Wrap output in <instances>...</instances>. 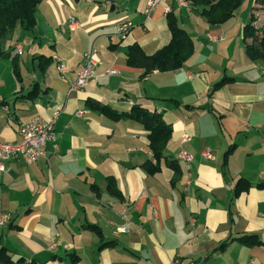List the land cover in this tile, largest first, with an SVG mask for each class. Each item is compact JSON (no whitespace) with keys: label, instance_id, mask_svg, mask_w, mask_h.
Instances as JSON below:
<instances>
[{"label":"crops","instance_id":"1","mask_svg":"<svg viewBox=\"0 0 264 264\" xmlns=\"http://www.w3.org/2000/svg\"><path fill=\"white\" fill-rule=\"evenodd\" d=\"M147 3L43 0L35 28L15 30L25 39L11 34L12 41H2V50L13 52L0 57V139L15 142L21 123L57 115L46 158L28 164L13 157L1 178L0 213L10 219L0 225V252L11 256L9 264H264V61L251 60L243 42L252 14L263 25L264 7L244 0L231 19L213 25L190 0H163L149 14ZM169 12L192 38L194 53L177 70L155 69L143 78V68L128 64V46L138 43L152 54L168 44ZM126 21L132 27L121 38ZM17 43L20 80L12 60ZM93 47L95 75L74 89ZM40 55L52 58L44 73ZM224 76L235 81L211 95ZM35 84L36 98L24 99ZM90 100L123 114L134 105L163 113L172 127L164 154L178 161L182 177L172 185L165 160L148 173L144 163L156 162L149 132L131 118L91 109ZM108 177L121 196L109 193ZM240 178L251 185L236 195ZM85 224L98 226L102 238ZM244 235L263 243L247 245ZM101 242L111 244L100 248Z\"/></svg>","mask_w":264,"mask_h":264},{"label":"trees","instance_id":"2","mask_svg":"<svg viewBox=\"0 0 264 264\" xmlns=\"http://www.w3.org/2000/svg\"><path fill=\"white\" fill-rule=\"evenodd\" d=\"M43 0H0V57L11 56L13 48L2 50V41L20 27L24 30H33L37 25L36 13ZM196 8H201V14L207 18L210 24H222L231 19L235 11L241 6L243 0H190ZM257 7H264V0H255ZM255 15L252 14L250 21L243 28V42L247 56L253 61H264V23L257 27ZM167 24L171 33V39L168 44L164 45L152 54L146 53L143 47L134 43L128 46L127 56L128 64L131 66L141 67L144 69L143 78L147 77L152 71L159 70L162 72L177 70L184 66L185 62L194 53V42L187 31L178 23V19L173 12L167 14ZM13 47V46H12ZM15 49V48H14ZM18 55L13 56V71L17 79H21V70ZM39 67L45 72L52 58L40 55ZM235 81V78L224 76L220 81L215 83L211 90V95L221 86L228 82ZM33 89L23 96L24 99L34 100L37 89ZM175 105L179 103L175 101ZM89 107L99 113L113 119L128 117L142 124L149 132L150 148L153 152L156 162L147 161L144 167L150 174H155L161 170V162L165 160L166 164L173 170L172 185L182 177V169L177 160L167 159L164 152L172 136L171 124L167 123L164 115L156 110H149L141 105H134L132 110L127 113H118L108 107L106 104L90 100L87 102ZM233 146L224 154V166L228 163L229 155ZM107 189L111 195L121 196L113 177H108ZM250 182L245 178H240L236 184V195L250 188ZM97 191V188H96ZM85 227L95 231L101 238L102 232L94 224H85ZM247 245L262 244L263 242L256 235H244L239 238ZM228 242H224L220 249H224ZM111 242H101L100 248L110 245ZM0 261L6 264L12 262L11 256L6 251L1 250ZM22 261V259H19Z\"/></svg>","mask_w":264,"mask_h":264},{"label":"built area","instance_id":"3","mask_svg":"<svg viewBox=\"0 0 264 264\" xmlns=\"http://www.w3.org/2000/svg\"><path fill=\"white\" fill-rule=\"evenodd\" d=\"M162 1L163 0H148L145 12L149 14ZM68 23L73 29L77 26V21L73 17L69 18ZM131 27L132 24L128 21L121 23L118 28L120 37L125 38ZM15 50L21 55L23 53L22 44L17 43L15 45ZM97 52V48L93 47L84 53L83 64L76 74V80L73 86L74 89H83L87 83L93 79L95 70L100 63L96 57ZM58 70L64 72V64H58ZM116 73L117 70L114 69L108 71V74ZM56 119L57 115L50 121H46L40 116H36L29 122L21 123L19 128V139L17 141L6 142L0 139V184L2 176L9 171L7 163L13 157L19 156L28 164H33L46 158L48 143L55 141L57 137L55 131ZM203 155L205 157H210L211 154L210 152H204ZM181 158L187 162L192 160V156L187 153H183ZM9 219L10 216L8 213H0V225L4 226Z\"/></svg>","mask_w":264,"mask_h":264},{"label":"rangeland","instance_id":"4","mask_svg":"<svg viewBox=\"0 0 264 264\" xmlns=\"http://www.w3.org/2000/svg\"><path fill=\"white\" fill-rule=\"evenodd\" d=\"M243 2H244V0H243ZM242 4H243V3H242ZM242 4H241V5H242ZM239 8H240V7H239ZM29 34H30V33H29ZM12 35H13V36L15 35V37H16V36H19V37H22V36H23L24 39H25V35H26V34H24V31H23V30L18 29V30L15 31ZM12 35L9 36L8 39H4L3 44L6 45L8 42L12 41V40H13V36H12ZM9 48H10V46H9Z\"/></svg>","mask_w":264,"mask_h":264}]
</instances>
